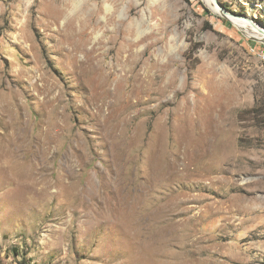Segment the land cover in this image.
I'll return each instance as SVG.
<instances>
[{
    "label": "rangeland",
    "instance_id": "1",
    "mask_svg": "<svg viewBox=\"0 0 264 264\" xmlns=\"http://www.w3.org/2000/svg\"><path fill=\"white\" fill-rule=\"evenodd\" d=\"M214 2L0 0V264H264V36L222 11L264 0Z\"/></svg>",
    "mask_w": 264,
    "mask_h": 264
},
{
    "label": "bare ground",
    "instance_id": "2",
    "mask_svg": "<svg viewBox=\"0 0 264 264\" xmlns=\"http://www.w3.org/2000/svg\"><path fill=\"white\" fill-rule=\"evenodd\" d=\"M210 1L212 3L214 2V0H210ZM211 6H213L216 9V7L214 5H211ZM232 19H233L235 24H237L243 28H246L249 31H251L252 28L257 27L256 32H254V35L258 36L259 38H262L264 36V30L259 25H257V23L252 22V19H250V18H237V17L236 18L232 17Z\"/></svg>",
    "mask_w": 264,
    "mask_h": 264
},
{
    "label": "water",
    "instance_id": "3",
    "mask_svg": "<svg viewBox=\"0 0 264 264\" xmlns=\"http://www.w3.org/2000/svg\"><path fill=\"white\" fill-rule=\"evenodd\" d=\"M222 11H223V15L225 17H227L229 20H231L232 22H234L233 19H232V17H235V18L236 17L237 18H244L242 16H239V15H237L235 13H232V12L228 11L226 8H222ZM252 38L257 39L258 37H252Z\"/></svg>",
    "mask_w": 264,
    "mask_h": 264
},
{
    "label": "built area",
    "instance_id": "4",
    "mask_svg": "<svg viewBox=\"0 0 264 264\" xmlns=\"http://www.w3.org/2000/svg\"><path fill=\"white\" fill-rule=\"evenodd\" d=\"M251 49L254 53L258 52L262 57H264V45L259 49L256 46H253Z\"/></svg>",
    "mask_w": 264,
    "mask_h": 264
}]
</instances>
